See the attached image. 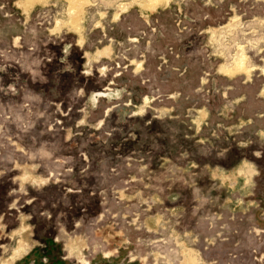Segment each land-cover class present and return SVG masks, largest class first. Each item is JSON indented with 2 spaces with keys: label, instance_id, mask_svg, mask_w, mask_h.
<instances>
[{
  "label": "rangeland",
  "instance_id": "rangeland-1",
  "mask_svg": "<svg viewBox=\"0 0 264 264\" xmlns=\"http://www.w3.org/2000/svg\"><path fill=\"white\" fill-rule=\"evenodd\" d=\"M0 264H264V0H0Z\"/></svg>",
  "mask_w": 264,
  "mask_h": 264
},
{
  "label": "bare ground",
  "instance_id": "bare-ground-1",
  "mask_svg": "<svg viewBox=\"0 0 264 264\" xmlns=\"http://www.w3.org/2000/svg\"><path fill=\"white\" fill-rule=\"evenodd\" d=\"M108 93V92H107ZM118 94V93H117ZM109 95V94H108ZM111 95V94H110ZM116 96V95H115ZM112 97V96H111ZM110 100V99H109ZM192 257V256H191ZM193 259V258H192ZM197 263V262H196Z\"/></svg>",
  "mask_w": 264,
  "mask_h": 264
}]
</instances>
